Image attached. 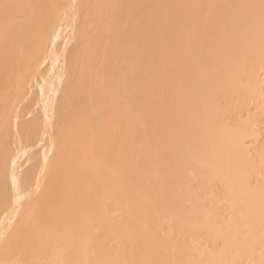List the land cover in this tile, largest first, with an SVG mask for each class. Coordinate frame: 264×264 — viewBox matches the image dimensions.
Here are the masks:
<instances>
[{
	"label": "bare ground",
	"instance_id": "obj_1",
	"mask_svg": "<svg viewBox=\"0 0 264 264\" xmlns=\"http://www.w3.org/2000/svg\"><path fill=\"white\" fill-rule=\"evenodd\" d=\"M260 69L264 0H0V158L11 155L8 176L0 161V264H138L140 251L150 263L157 220L146 200L154 194L161 203L156 191H169L171 173L181 184L188 167L200 190L219 177L249 225H264V188L248 187L231 157L241 138L223 117L232 92H259ZM35 83L39 99L24 109L39 103L40 116L31 111L36 120L20 125L23 138L10 152L8 87L23 95ZM26 155L37 161L22 169ZM116 178L141 195L138 216L153 236L138 218L126 229L128 214L110 220L120 205ZM199 200L184 227L196 225ZM122 230L131 253L106 245Z\"/></svg>",
	"mask_w": 264,
	"mask_h": 264
},
{
	"label": "rangeland",
	"instance_id": "obj_2",
	"mask_svg": "<svg viewBox=\"0 0 264 264\" xmlns=\"http://www.w3.org/2000/svg\"><path fill=\"white\" fill-rule=\"evenodd\" d=\"M69 17H71V21H73L76 14H71ZM58 43L59 48L65 46L61 39ZM40 68L41 71L47 69L48 62H43ZM44 72L46 73V71ZM45 73H43L44 76L46 75ZM28 85L29 84H26V87L23 86L25 88L19 89V92L25 94V98L23 97L24 94L22 95L21 93L16 92L19 95H14L15 85L10 88L8 87L11 93L6 90L9 95H11V97H8V99H10L8 105V101L5 105L7 106V108H5L10 111L9 122L11 137L8 143L10 152H15L19 147L18 138L23 136L20 125L27 124L28 122L30 123L31 120L35 121L36 118L34 120L32 117H36L35 115H37L38 119L41 113L39 110V103L35 105L36 108L33 106L32 109L28 111L24 109L27 103L29 104L31 101L34 103L35 100L39 99L37 84L35 83L32 88H29ZM257 86L258 93L253 92L249 95L242 96L240 93H237L238 91L232 92L224 103L225 109L227 110L223 115L228 130L233 133V135L240 136L241 138V151L234 152L233 150L235 154L234 156L231 154V157H234L232 159L245 169V181L251 190H257L259 187L264 188V71L262 69H260L257 74ZM28 88L32 89L31 92ZM25 90H27L28 94ZM8 93L6 95H8ZM36 93L37 96L35 98ZM29 95L31 97H27ZM28 98H30V101ZM15 99L17 100L15 101ZM17 101H19V103H17ZM23 109L25 110L24 112ZM140 109L141 108H139V110ZM37 110H39V112ZM15 111L17 114H14ZM31 111H33V114L35 112V115L30 117L32 114ZM18 112L19 114L21 113L20 117ZM36 112H38V114H36ZM11 123L14 126L17 125V128L19 127L18 133L20 134L16 133V129ZM39 125H41V123ZM158 131V133L163 132V129H158ZM15 139H17V141ZM12 144L14 145L12 146ZM0 152L3 153L1 149ZM10 156L8 155L9 158L7 156L0 158V161L5 167L6 176L9 175L8 171L11 169V163L9 162L11 159ZM26 156L27 157L23 156L21 158V162H23L22 169H25L26 166L28 167L37 161L36 157L31 158L30 155ZM30 159L32 160L30 161ZM83 160L87 162V164H90V166H93L83 157L81 158L82 164L86 165ZM5 162L7 163L6 165ZM174 162V158L169 162L171 172L175 167ZM115 175L117 176V173H115ZM162 176L161 172H156L155 177H157V179L162 178ZM174 179L175 177H173L171 173V185L167 193L164 192L163 188V191H161V189L156 191V196L161 199V203L155 199L154 194L149 195V197L147 196L146 206L149 212L147 215H152L154 213L157 220V232L154 234L149 226L148 218H145L144 214L143 216H138L139 213L145 210L142 205L143 201L140 199L141 195L136 191H131V189H129L130 187L126 185L125 179L116 178V186L120 189V191H118L120 196L117 195L120 197V205L109 212L108 216L110 220L116 224H121L124 222L123 218L128 214L129 218L126 220V229L132 231L133 223L131 220L133 218H138V224L142 227L144 235L151 237L150 234L152 232V236L154 234V236L158 238L154 243L155 238L154 236L151 237L153 238L151 240L153 242H151L152 246L155 247L152 250V261L148 263L149 258H147V256L149 255H144V253L140 251L137 256L138 264H153V262L161 259L166 264L167 262L169 264H264V225L255 227L249 225L247 211L235 202L236 195L233 191L230 190L225 192V185H223L219 177L211 178L208 183L209 189L207 190L199 189L196 172L189 167L184 168L182 173L178 174L177 180L180 181L181 184L173 185ZM123 195L125 198L122 197ZM198 195L200 196V200L197 210L196 225L188 224V227H184L182 224L185 218L184 216L188 215L187 211L192 205V198ZM174 213H176V215ZM147 229H149L150 233L147 232ZM97 230L98 226L95 227L94 231ZM106 245L111 248L119 247L124 251H130L129 253L134 249L133 241L124 230L120 231L113 239H107ZM63 252L62 249L58 250L59 255ZM49 262H54L51 264H63L58 260L53 261L52 257L49 259ZM12 264H17V261L13 260Z\"/></svg>",
	"mask_w": 264,
	"mask_h": 264
}]
</instances>
